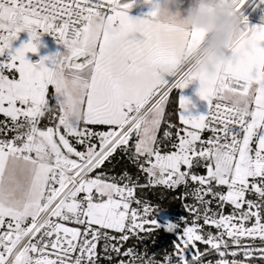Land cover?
Instances as JSON below:
<instances>
[{
  "label": "snow or ice",
  "instance_id": "6c2138e0",
  "mask_svg": "<svg viewBox=\"0 0 264 264\" xmlns=\"http://www.w3.org/2000/svg\"><path fill=\"white\" fill-rule=\"evenodd\" d=\"M134 3L0 0V264H264V25L237 0L231 59L209 76L185 62L203 33L175 15L132 18ZM44 34L66 52L33 63ZM194 80L207 111L181 95L180 128L166 108ZM118 150L147 184L107 175ZM181 185L194 201L182 230L136 195ZM161 228L171 251L124 248Z\"/></svg>",
  "mask_w": 264,
  "mask_h": 264
},
{
  "label": "clouds",
  "instance_id": "9594fccd",
  "mask_svg": "<svg viewBox=\"0 0 264 264\" xmlns=\"http://www.w3.org/2000/svg\"><path fill=\"white\" fill-rule=\"evenodd\" d=\"M152 11L157 12V22L167 21L173 9L181 7L183 0H148ZM237 0H196L188 12V28L203 33V39L185 54V62L194 71L215 76L222 64L231 57L227 54L243 19L237 10Z\"/></svg>",
  "mask_w": 264,
  "mask_h": 264
},
{
  "label": "built area",
  "instance_id": "2783aa9c",
  "mask_svg": "<svg viewBox=\"0 0 264 264\" xmlns=\"http://www.w3.org/2000/svg\"><path fill=\"white\" fill-rule=\"evenodd\" d=\"M254 1L255 0H246L244 6L240 9V12L243 14V16L247 17L248 23L253 22L249 18V14L253 7ZM42 37L50 41L56 42L59 46V50L66 52V48L64 47V45L58 43L53 35L44 34L42 35ZM209 136H211V132L208 130H205L204 132L201 133L202 139H207ZM3 138L4 135H0V139ZM8 138H11V136H8ZM131 165H132L131 170H126L129 173V175H131L133 179L139 177L140 184H147V179L145 174L141 173L138 170L137 166L132 162ZM105 171L107 175L117 176V177L123 175V173L125 172V171L113 172L108 170ZM197 171H199L200 174H205L204 169H198ZM184 192H185V188L183 185L177 187L176 189H167L163 186H156V187L149 186L145 188H138L136 195L137 198L149 202L154 207L159 205L161 208L164 209V211L157 213L156 218L158 220L163 222L161 216H164L169 221L179 222L182 230L184 224L182 220H179V218L181 217L186 218L187 220H189V222L192 219L191 214L186 211L184 205L191 204L194 202L191 196L185 197ZM229 211H230V207H226L225 212L227 213ZM68 226H74V225L69 224ZM140 236L143 237V239L137 237L130 238V240L126 242V244L124 245V248L126 249L127 247H134L139 252H143L145 249H147L149 253L157 252L160 255H162L165 250L171 251L173 249V241L177 239V236L175 234L167 233L162 228L154 230L150 235L141 233ZM198 246L200 248L205 247L204 245H200V244ZM99 250H100V246H98V251ZM101 255H103L102 252ZM215 258L216 257L214 256L207 257V259H213V260ZM101 264H107V261L102 260Z\"/></svg>",
  "mask_w": 264,
  "mask_h": 264
},
{
  "label": "rangeland",
  "instance_id": "374dc122",
  "mask_svg": "<svg viewBox=\"0 0 264 264\" xmlns=\"http://www.w3.org/2000/svg\"><path fill=\"white\" fill-rule=\"evenodd\" d=\"M145 1H148V0H135V3L133 4L132 8L128 10L129 16H131L132 18H148L150 13L152 12V7H151V4ZM131 2L132 1L127 2V3H131ZM185 2L186 4L184 5ZM192 2H194V0H183V6L173 9V15L176 16L175 11H178V10L179 11L180 10H188V11L191 10V8L195 6V5L192 6ZM127 3H124V4H127ZM249 18L251 20L263 19L264 18V3H261L260 0H255L253 2V7L249 14ZM28 39H29L28 33L21 32L18 36V39L13 41V47L17 48L21 46V44L27 42ZM57 53L63 54L65 52L59 50V46L56 42L50 41L41 36L40 46L38 47V52L36 54L29 53L28 59L31 62L35 63V62H38L41 57L52 56ZM161 219L163 222L169 221L164 216H161ZM197 243L199 245V242Z\"/></svg>",
  "mask_w": 264,
  "mask_h": 264
},
{
  "label": "trees",
  "instance_id": "16d2710c",
  "mask_svg": "<svg viewBox=\"0 0 264 264\" xmlns=\"http://www.w3.org/2000/svg\"><path fill=\"white\" fill-rule=\"evenodd\" d=\"M178 92L175 90H172L170 95V103L168 104L166 108V112L172 113L171 117L169 118L172 123H175L178 127L182 128V125H180L178 121ZM8 118H5L3 114H0V121H6ZM166 127V125L162 124L161 132L158 134L159 136H162L163 130ZM173 132H175V129H173ZM0 135H4L0 133ZM13 133L8 132L7 136H12ZM131 160L128 159V156L118 150L117 153L114 154L113 158L111 159V162H106L104 169L108 171L113 172H124L126 170H131Z\"/></svg>",
  "mask_w": 264,
  "mask_h": 264
},
{
  "label": "crops",
  "instance_id": "0c3cea01",
  "mask_svg": "<svg viewBox=\"0 0 264 264\" xmlns=\"http://www.w3.org/2000/svg\"><path fill=\"white\" fill-rule=\"evenodd\" d=\"M148 2V1H145ZM149 3V2H148ZM196 3V0H194V2H192V6H194ZM151 4V3H149ZM186 4V2L184 3V5ZM183 6V5H182ZM152 7V5H151ZM190 11V10H189ZM188 10H178L175 11L176 13V17L178 21H184L187 17V14L189 12ZM252 23H249L250 26H260V25H264V18L263 19H254L252 20ZM170 81L172 80V78H168ZM199 81L198 80H194L191 84L188 85L187 88L181 90V89H173L174 91L176 90L178 92V102H179V98L181 95L186 96L188 98H190L193 102V104L195 105V107H190V111L193 113V115H202L205 114L207 111V102L206 101H202L199 96L197 95V91L199 89ZM179 121V119H178ZM184 126L182 125V128Z\"/></svg>",
  "mask_w": 264,
  "mask_h": 264
},
{
  "label": "water",
  "instance_id": "95a60500",
  "mask_svg": "<svg viewBox=\"0 0 264 264\" xmlns=\"http://www.w3.org/2000/svg\"><path fill=\"white\" fill-rule=\"evenodd\" d=\"M132 0H121V3L124 4V3H127V2H130Z\"/></svg>",
  "mask_w": 264,
  "mask_h": 264
}]
</instances>
